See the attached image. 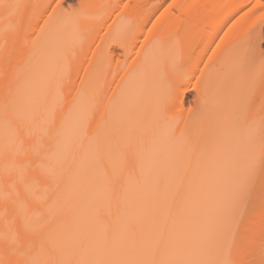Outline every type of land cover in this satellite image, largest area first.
Wrapping results in <instances>:
<instances>
[{
	"label": "snow or ice",
	"instance_id": "obj_1",
	"mask_svg": "<svg viewBox=\"0 0 264 264\" xmlns=\"http://www.w3.org/2000/svg\"><path fill=\"white\" fill-rule=\"evenodd\" d=\"M111 43L150 85L149 112L103 90ZM209 104L222 117L211 132ZM146 123L163 127L164 159ZM134 178L150 191L129 212ZM208 181L202 221L174 235L170 219ZM0 264H264V0H0Z\"/></svg>",
	"mask_w": 264,
	"mask_h": 264
},
{
	"label": "bare ground",
	"instance_id": "obj_2",
	"mask_svg": "<svg viewBox=\"0 0 264 264\" xmlns=\"http://www.w3.org/2000/svg\"><path fill=\"white\" fill-rule=\"evenodd\" d=\"M255 2V0H253ZM25 2H30L33 4H44L48 0H25ZM92 3L103 4V3H115L117 0H91ZM162 0H130L132 5H158ZM186 3H210V4H237V3H247L248 0H182ZM131 11V10H130ZM142 11V10H137ZM219 12V10H217ZM150 14V12H149ZM222 14V13H221ZM209 15L206 11H202L200 15L194 16L192 20L193 30L188 38V43L195 47L199 42V24L203 17ZM233 15H235L233 13ZM115 19V17H113ZM228 19H231L229 17ZM111 23V21H109ZM119 25H114L118 27ZM150 26V25H149ZM216 28V32L219 35H223V32L220 31V27ZM227 31V28L223 29ZM216 33H213L215 35ZM137 39H140V42H143L137 34ZM218 42V41H217ZM131 43H136V40H132ZM214 47V45H212ZM113 53L115 54V59L121 62V67L118 68L115 63L109 67L107 65V60L113 58ZM210 54V53H209ZM126 59L124 50L118 43H111L108 48L107 56L101 57L99 59V72L103 76V79L100 81L103 90L107 93L108 96H112L113 92H119L120 95L116 97L117 106L125 101H130L138 104L146 112L150 111V85L144 80L141 71H132V67L127 69L123 68V61ZM128 64L132 65V60H128ZM126 73H131V75H126ZM83 75V73H81ZM115 77V79H114ZM120 77H126L125 80H121ZM97 83L96 78H93V84ZM117 85H122L121 89H117ZM112 89V91H108ZM199 93L195 92V89H189L184 94V99L187 102V106H194V102L197 101V96ZM204 114L206 118L207 127L210 132L214 130L220 123L222 117L218 111L211 105H207L204 109ZM187 118V113H185ZM182 126V125H181ZM155 139L156 143L151 144V141ZM143 140L146 144H149L153 151L160 157H164L168 154L170 145L168 143L165 131L162 126L158 124H149L146 123L144 126V135ZM208 151L211 153L214 150L213 139L211 135L207 140ZM153 166V155L148 153L145 156V172L150 173ZM95 181L98 188V195H102L101 186L102 178L97 173L95 176ZM150 185H141L136 183V178L128 184L127 188V207L129 212H133L136 208V205L141 200L142 197H146L149 194ZM214 195L211 181L207 182V187L201 188L199 184H194L191 188V199L189 205L182 210V212L176 214L173 219L169 221V230L174 234H179L182 230L186 228H195L203 219V212L205 209L210 207L212 197ZM124 219V217H122ZM101 231L100 227L97 226V232Z\"/></svg>",
	"mask_w": 264,
	"mask_h": 264
},
{
	"label": "rangeland",
	"instance_id": "obj_3",
	"mask_svg": "<svg viewBox=\"0 0 264 264\" xmlns=\"http://www.w3.org/2000/svg\"><path fill=\"white\" fill-rule=\"evenodd\" d=\"M252 2L254 3V1L252 0Z\"/></svg>",
	"mask_w": 264,
	"mask_h": 264
}]
</instances>
